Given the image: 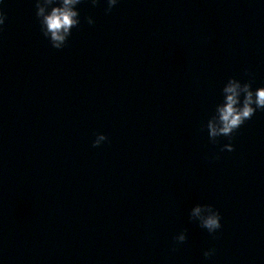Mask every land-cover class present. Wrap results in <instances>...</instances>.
<instances>
[{"label":"water","instance_id":"water-1","mask_svg":"<svg viewBox=\"0 0 264 264\" xmlns=\"http://www.w3.org/2000/svg\"><path fill=\"white\" fill-rule=\"evenodd\" d=\"M77 7L57 50L34 0H0V264H264V111L204 127L230 77L264 86V0Z\"/></svg>","mask_w":264,"mask_h":264},{"label":"clouds","instance_id":"clouds-1","mask_svg":"<svg viewBox=\"0 0 264 264\" xmlns=\"http://www.w3.org/2000/svg\"><path fill=\"white\" fill-rule=\"evenodd\" d=\"M84 0H34L35 15L39 21L40 30L48 39L52 48L61 50L72 34V29L80 25L78 5ZM100 0H90L95 7ZM118 0H106V13H110L117 5ZM7 15L0 8V30L3 29ZM89 25L94 24L92 17L87 18ZM223 100L215 106L214 113L208 118L204 127L207 130L211 143H218L219 137H227L231 141L234 133L250 120L257 110L264 111V86L253 89L252 81H244L230 77L222 88ZM108 140V137L99 133L92 142V147H99ZM234 145L229 142L222 145L220 151H234ZM190 221H198L199 226L210 235L222 227L221 214L211 204H196L189 213ZM187 230L181 231L174 237L177 244H182L187 239ZM215 249L204 251V258L211 259Z\"/></svg>","mask_w":264,"mask_h":264}]
</instances>
